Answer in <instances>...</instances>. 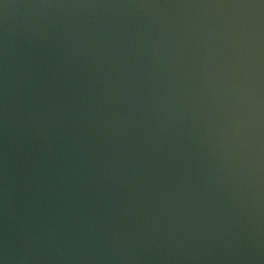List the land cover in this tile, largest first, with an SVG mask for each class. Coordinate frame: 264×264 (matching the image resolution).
<instances>
[{"label": "water", "instance_id": "water-1", "mask_svg": "<svg viewBox=\"0 0 264 264\" xmlns=\"http://www.w3.org/2000/svg\"><path fill=\"white\" fill-rule=\"evenodd\" d=\"M0 264H264V0H0Z\"/></svg>", "mask_w": 264, "mask_h": 264}]
</instances>
